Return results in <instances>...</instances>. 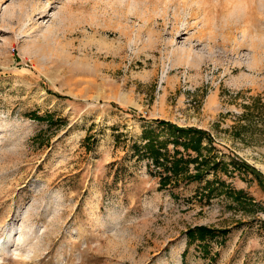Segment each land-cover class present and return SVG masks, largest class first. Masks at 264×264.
Returning <instances> with one entry per match:
<instances>
[{"label": "rangeland", "instance_id": "1", "mask_svg": "<svg viewBox=\"0 0 264 264\" xmlns=\"http://www.w3.org/2000/svg\"><path fill=\"white\" fill-rule=\"evenodd\" d=\"M258 113L264 0H0V264H264ZM159 121L208 132L229 171L161 187ZM219 180L253 206L207 196Z\"/></svg>", "mask_w": 264, "mask_h": 264}, {"label": "trees", "instance_id": "2", "mask_svg": "<svg viewBox=\"0 0 264 264\" xmlns=\"http://www.w3.org/2000/svg\"><path fill=\"white\" fill-rule=\"evenodd\" d=\"M59 97L63 98L61 96ZM257 115H259V117H264V115L260 113ZM33 117V119H41V117L36 115ZM158 124L170 127L178 135V137L173 138L172 142L175 147L173 157L168 155L167 143L159 142L158 140L150 138L146 139L145 152L153 160V163L157 168L163 166L164 171L166 172V174H162L160 178L161 187H167L174 178H178L180 176H184L185 180L188 182H194L204 180L205 177L211 172L216 173L218 170H223L225 172L229 171V165L227 163L219 161L217 157H207L203 154L204 140L207 139L212 141L208 132L195 128H181L165 121H159ZM180 146L183 147L184 151L191 150L197 153V156L194 158H185L184 155H182V153L178 150V147ZM232 163L235 165L234 168L239 171L243 170L257 175V177H259V183L263 184L262 180H260V175L253 166L245 162L242 164H237L236 162L232 161ZM191 165H195L194 173L191 171ZM213 183L223 189L226 188L227 191H229V196L233 198L235 202L241 205L253 206V201L245 196L246 194L243 191L234 192L231 188H227L226 183L221 180L207 182L205 189L207 196H211L219 191V188L212 186ZM229 233L230 229H224L218 232L217 230L207 226H197L195 228L189 229L186 234L189 243L196 241L204 243L209 238L215 239L218 237V234L226 237Z\"/></svg>", "mask_w": 264, "mask_h": 264}, {"label": "bare ground", "instance_id": "3", "mask_svg": "<svg viewBox=\"0 0 264 264\" xmlns=\"http://www.w3.org/2000/svg\"><path fill=\"white\" fill-rule=\"evenodd\" d=\"M27 228V227H26ZM11 236H9V238H8V241L7 242H10L11 241ZM30 239H31V230L30 229H28L27 230V233H25V234H21V236H20V238L17 240V242L20 244V245H24V244H26V243H29V241H30Z\"/></svg>", "mask_w": 264, "mask_h": 264}]
</instances>
